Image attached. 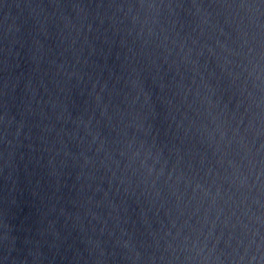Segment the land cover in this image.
I'll use <instances>...</instances> for the list:
<instances>
[{
	"label": "water",
	"instance_id": "95a60500",
	"mask_svg": "<svg viewBox=\"0 0 264 264\" xmlns=\"http://www.w3.org/2000/svg\"><path fill=\"white\" fill-rule=\"evenodd\" d=\"M0 264H264V0H0Z\"/></svg>",
	"mask_w": 264,
	"mask_h": 264
}]
</instances>
